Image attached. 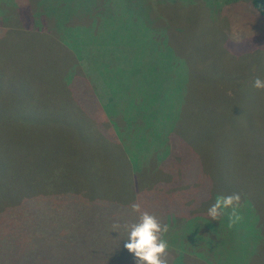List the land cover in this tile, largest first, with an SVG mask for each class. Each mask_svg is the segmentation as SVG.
Segmentation results:
<instances>
[{"label":"rangeland","instance_id":"obj_1","mask_svg":"<svg viewBox=\"0 0 264 264\" xmlns=\"http://www.w3.org/2000/svg\"><path fill=\"white\" fill-rule=\"evenodd\" d=\"M97 19L101 45H111L104 52H120L134 39L127 35L145 29L164 41L156 69L131 65L125 54L94 58L96 44L77 59L66 33L55 31L77 27L75 44L83 45L82 28ZM143 38L146 52L152 37ZM45 49L66 64L53 63ZM70 75L78 78L77 105ZM257 77L264 79V18L251 0H0V264H137L124 246L127 230H112L113 222L138 220L116 202L128 201L132 186L142 210L168 225V264H264V91L253 87ZM26 122L30 133L25 127L21 136ZM125 168L133 182L119 177ZM47 173L49 185L37 178L43 189L81 201L40 200L30 204L35 213L16 217L20 185L30 189L32 178ZM231 193L241 195L242 219L229 227L231 209L215 221L207 209ZM167 205L181 214L189 207V220L167 215ZM6 212L12 219L1 220Z\"/></svg>","mask_w":264,"mask_h":264},{"label":"trees","instance_id":"obj_2","mask_svg":"<svg viewBox=\"0 0 264 264\" xmlns=\"http://www.w3.org/2000/svg\"><path fill=\"white\" fill-rule=\"evenodd\" d=\"M251 5H252L253 10L256 12V14L258 16L264 18V0H251ZM29 12H30V7H29ZM46 15H47V13H46ZM103 16H106L105 13H103L101 15V17H103ZM107 18L108 17H106L105 19H107ZM98 22H99V19H97L96 21H88V23L85 25V27H83V28L81 27L85 31V33H86L84 35V37H83V43H82L83 45L75 44L76 43V40H77V37H79V36H77V34L75 32L76 30L78 31V28L77 27L75 29V27L65 28L63 26L64 29H61L62 26L60 25V27L58 29H55V31L58 33V31L60 32V30H61V31H64L66 33V40L67 41H65L64 44L67 45V47L76 55L77 59L82 60V56H85L86 53H89L90 54V52H92V51H91V49L89 51L88 50V47H91L90 44H92V45L93 44H96V48H98V49H97V51H96V49H93V52H92L93 53V56L92 57H94V58H104L106 54H113V53H115V54H125L127 56L126 59L128 61H130L129 64H131V65L139 66L138 65L139 62H142V63L148 62L149 63V66L150 67L152 66V70L153 71L156 69V66L158 65L156 63H157V60H159V52H160V49L165 44H163L164 41L163 42H160L158 40L156 41L155 40V37L153 36L154 33L152 31L150 32L149 29L146 30L145 29V26L143 25L141 27H143L145 29V32L142 31V34H133L132 33V35H127L126 36L127 38H134V39H131L129 41V44L126 47H124V49H122L120 52H116L115 49L112 51V53H111V51L110 52H104L108 48H111L110 47L111 45H101L102 44V41H103L102 37L104 35V32L102 31L103 26L101 27L100 24H98ZM133 30H134V28H133ZM146 31H149L150 34L147 35L146 34ZM157 32H158V30H156V33ZM67 33H71L72 34V39L69 38V36L67 35ZM63 34H61V36ZM145 36H151L152 38L148 42V43L151 44V47L148 48L146 52L144 51L145 52L144 53L142 49L146 48V46L144 48L142 47V41H143L142 38L145 37ZM143 39H145V38H143ZM165 50L166 51H169L168 48H165ZM43 51H44V54L47 56L48 59L50 58L51 60H54L55 61V62L53 61V63H55L57 65H60V66L61 65L64 66L66 64V63H62L60 60L59 61H56L55 58H53V56H51V57L48 56L47 49H45ZM142 52H143V55H142ZM149 56H152V59L155 58L154 61H148V60H146V59L149 58ZM145 57H146V59H144ZM174 59L177 60V58H175V57H174ZM148 63H145V64H148ZM125 68H126V66H125ZM54 70H55L56 73H58V69L57 68H55ZM70 77H71L70 81L69 82L67 81L66 83L69 84L68 85L69 86L68 89L70 88V93L73 96L74 104L77 105V103L80 104L81 102L78 101L75 98V91L76 90H75V86L73 85V82L76 79L78 80V78L75 75H70ZM62 79H63V77H59L57 79V82L55 84L57 85V83L60 82ZM83 79L84 78L79 79V81L80 80H83ZM55 84H54V86H55ZM44 102L47 104V101L44 100ZM53 109L55 110V108H53ZM21 125H22L21 127H23V130L21 129V132H20L21 136L24 135V133H25V127L28 128V133L27 134H29L30 133V122H26L25 125H23V124H21ZM95 133L100 134L97 129H96ZM104 139H106V138H104ZM106 141H107V139H106ZM111 144H112L111 148L114 150L115 144H113V143H111ZM89 146H91V145H89ZM73 151H75V150H73ZM90 152L91 153L94 152L91 147H90ZM173 158H175V157H173ZM128 162L130 163V158H129ZM184 164L185 165H188L190 163L188 161H186V162H184ZM186 168H188V167H186ZM124 171H125V174H124ZM67 173H69V168L68 167L66 168L65 179L67 178L68 175H70V174H67ZM187 173H190L189 168H188L187 172H184L183 174L181 173V176L184 175V174H187ZM133 174L131 172H129V174H128L127 168H125L124 170H120L118 172L119 177H122V179H125L126 180V183L127 182H133V179H132ZM49 175H50V173L42 174L41 176L40 175L39 176H36L35 175L36 176V179L34 180V178H32L31 181H30V189H29V187L25 186V184L20 185L19 197H18V202L20 203V205L18 207V210L16 211V213H17L16 214V217H18L19 215H20V218L21 217L22 218L23 217H26L27 216L26 211H30L32 213H35V211H34L35 205L31 207L30 204H35V203L39 202L40 200L45 201L46 202V205H47L48 201L56 202L58 200H61L62 198H73V199H75L77 201H81V197L69 196L71 194H67V192H69L67 190H64V191L61 192V191H59L57 189H49L47 187H46V189H43L40 186V184L37 183V178H38V180H39L40 183H42L44 181V183H46L47 185H49L51 183V179H52V178H49ZM56 175H54V176H56ZM134 180H135V177H134ZM130 189H131V191H129V196L131 198L128 201H125V202L116 201L118 206L115 205V204H112L110 202V201H113L114 199H107L106 200L105 197H103V196H98V198L103 199V200L104 199L106 200L102 204H106V205H109L111 207L117 206L120 211H121V209H126V211H128V210H131L130 205H122V204H126V203H129V202H130V204L131 203H135V200H134V195L135 194H134V191H133V186L130 187ZM70 193H78L79 195H81L83 197H87V199H88L87 202H89L91 200H94V195L93 196H89V195L87 196L88 192L87 191H84L83 189H80V188H77V189L72 188V189H70ZM63 194H65V196H63ZM82 202L84 203L85 201H82ZM93 203L97 204L96 202H93ZM171 203L172 204H177L178 202L177 201H171ZM70 204H66V205L68 207H70ZM50 206L54 210L60 209L62 207L59 204L55 205V204H52V203H50ZM55 206H58V207L55 208ZM72 206H74V205H72ZM123 206L126 207V208H124ZM165 207H166V209L164 210V212L167 215L172 214V216H175L174 218L181 219L183 221H188L189 218H190L189 217V213H190L189 209L190 208L187 207L186 205L183 206V210L185 211L184 214H181V213L176 212V210H174V207H172V206H168L167 205ZM167 209H169V211H166ZM37 210L43 211L41 213H49V214L51 213L50 209L49 208L46 209L44 206H39V208ZM109 213H112V212L110 211ZM228 213H231V211L230 212H227L226 215ZM120 215L125 216V215H123V213L120 214ZM50 217L52 218L51 214H50ZM137 217H138V215H137ZM6 218L8 220L9 219H12L10 212H6L4 215H2L1 220L6 219ZM113 223H115V222H113ZM21 224H20V227H21ZM49 224L50 225H53V222H50ZM20 230H21V232H23L22 233L23 234V238H25L24 241H27L26 240V237L29 234V232L26 230V226L23 227V228H20ZM32 232H33V228H32ZM23 247H25L24 244H23Z\"/></svg>","mask_w":264,"mask_h":264},{"label":"clouds","instance_id":"obj_3","mask_svg":"<svg viewBox=\"0 0 264 264\" xmlns=\"http://www.w3.org/2000/svg\"><path fill=\"white\" fill-rule=\"evenodd\" d=\"M231 38L239 42L241 33L234 32ZM253 87L264 91V79L257 77L253 81ZM241 200L239 193L217 196L215 203L207 209V215L215 221L222 215V210L231 209V227L242 219L238 212ZM130 208L133 213L138 214L137 222L124 225L113 223L112 230L118 232L121 227L127 230V242L124 246L135 257L137 264H168L169 245L164 238L169 231L168 225L162 224L155 215L142 210L139 202L132 203Z\"/></svg>","mask_w":264,"mask_h":264}]
</instances>
